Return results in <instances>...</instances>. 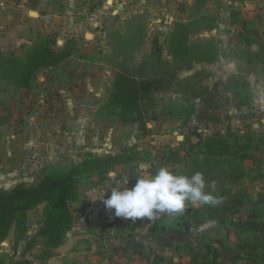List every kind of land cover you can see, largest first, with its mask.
Segmentation results:
<instances>
[{"label":"rangeland","instance_id":"obj_1","mask_svg":"<svg viewBox=\"0 0 264 264\" xmlns=\"http://www.w3.org/2000/svg\"><path fill=\"white\" fill-rule=\"evenodd\" d=\"M127 6L82 45L51 35L0 57L15 88L0 99V264H264L235 254L249 214L264 221V40L194 41L186 27L220 25L165 18L180 2L136 21ZM217 166L230 171L197 174Z\"/></svg>","mask_w":264,"mask_h":264},{"label":"crops","instance_id":"obj_2","mask_svg":"<svg viewBox=\"0 0 264 264\" xmlns=\"http://www.w3.org/2000/svg\"><path fill=\"white\" fill-rule=\"evenodd\" d=\"M111 1L115 2V0H108L107 2L111 3ZM172 1L182 3V10L178 11V13L176 12V14H166L164 15L165 18L173 19L177 15L185 23L193 22L195 24L198 20L205 17L203 15H206L209 20H214L216 25H220L221 31L210 29L208 32L200 28L198 30H194V28L193 30H188L186 27L187 35L194 36V41L197 39L201 40L204 36L209 38L231 36V33L236 32L238 27L242 31L246 27L247 30L256 29V35L261 36L262 40H264V0H118L116 2L117 6L109 8L106 13L104 12L106 18H103L101 10L99 11L101 13L99 16L92 15L94 17H87L84 11V2H90V0H32L31 5L28 7L21 4L17 5L19 0L13 2L0 0V57L12 55L18 58V61L26 59L28 55L38 51V45L44 37L51 35L62 38V42L58 41L62 45L72 40V43L82 45L86 33H91L94 37L95 34L100 35L101 31L100 34L94 33V29H103L105 22L109 23V21H112L113 17L120 13L124 5H130L127 7L132 10L129 20L136 21L142 13L140 10L143 11V15L146 18L151 19L157 14L156 6L168 5ZM201 4L206 6V9H203V7L201 9ZM190 5L196 6V9L192 11L194 14L191 15ZM32 11L37 13L36 17L31 16L30 13ZM195 12H200L201 15H195ZM225 28L231 29V31ZM134 29L137 31L138 27H134ZM194 47L200 48L199 44ZM229 47L226 44L219 45V51H227ZM256 47L258 48L257 51L260 50V46L256 45H252V50L256 51ZM195 50L198 51L197 49ZM209 51L217 52L215 47L211 48V46ZM240 66L243 67V63H240ZM3 70H6V74H8V67L0 66V99H8L11 88H13L10 87L13 86V78L10 75H4ZM21 89H25L23 84L20 86ZM1 184L0 180V189L2 188ZM103 195L104 192L100 196L102 197ZM99 199L98 201H100ZM105 202L109 204L110 200L105 198ZM103 220L104 218L98 219L96 222L101 223ZM167 220L168 217L162 218L158 221V225L161 227L172 225H166L164 221Z\"/></svg>","mask_w":264,"mask_h":264},{"label":"trees","instance_id":"obj_3","mask_svg":"<svg viewBox=\"0 0 264 264\" xmlns=\"http://www.w3.org/2000/svg\"><path fill=\"white\" fill-rule=\"evenodd\" d=\"M247 158V157H246ZM213 171L211 172H198V175H205L209 180H213L212 177L215 175H222L224 172L226 171H230L227 168H225V166H217L216 169H212ZM215 176V177H217ZM217 180V178H216ZM213 180V181H216ZM236 180V179H235ZM27 194V191L23 192L22 195ZM260 219V221H259ZM186 225H188V223H186ZM244 230H246L247 232H251L253 237L251 241H247L242 244H239L238 248V252L236 253H241L244 251H247V253H251V252H255L258 251V255L260 256V258H263L264 260V221H262V218L259 214V211L257 210H253L249 216H248V221L244 222L243 225ZM257 244L260 246V249H258L256 246ZM221 256L220 252H216L215 253V259L213 262H209L207 260V258H200L199 256H197V258L203 260L202 263H197V264H222V263H217L218 261V257ZM225 256V255H224ZM196 259V258H195Z\"/></svg>","mask_w":264,"mask_h":264},{"label":"built area","instance_id":"obj_4","mask_svg":"<svg viewBox=\"0 0 264 264\" xmlns=\"http://www.w3.org/2000/svg\"><path fill=\"white\" fill-rule=\"evenodd\" d=\"M32 0H19V3L22 5V6H28L30 4ZM13 2V0H12Z\"/></svg>","mask_w":264,"mask_h":264},{"label":"water","instance_id":"obj_5","mask_svg":"<svg viewBox=\"0 0 264 264\" xmlns=\"http://www.w3.org/2000/svg\"><path fill=\"white\" fill-rule=\"evenodd\" d=\"M30 14H31V16H33V17H36V16H37V13L34 12V11H32Z\"/></svg>","mask_w":264,"mask_h":264}]
</instances>
